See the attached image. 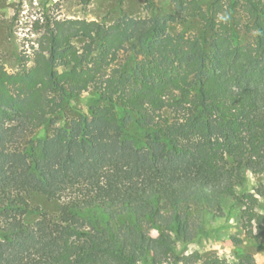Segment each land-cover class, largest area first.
I'll use <instances>...</instances> for the list:
<instances>
[{"label":"trees","instance_id":"trees-1","mask_svg":"<svg viewBox=\"0 0 264 264\" xmlns=\"http://www.w3.org/2000/svg\"><path fill=\"white\" fill-rule=\"evenodd\" d=\"M174 4L169 18L56 21L34 68L0 65V264H181L175 238L234 210L264 236V187L247 191L264 170V0ZM180 18L202 36L172 34ZM240 257L195 264H258Z\"/></svg>","mask_w":264,"mask_h":264},{"label":"rangeland","instance_id":"rangeland-1","mask_svg":"<svg viewBox=\"0 0 264 264\" xmlns=\"http://www.w3.org/2000/svg\"><path fill=\"white\" fill-rule=\"evenodd\" d=\"M156 4L155 12L148 11L144 0H0V65L10 73L23 67L34 68L37 64L35 50L39 48L42 34L49 24L53 25L56 21L74 19L113 23L124 16L140 18L161 15L169 18L176 14L174 0H159ZM170 32L201 37L203 27L198 20L180 18L170 24ZM236 39L244 43L248 36L240 31ZM69 62L72 64L74 59H69ZM58 69L61 71L64 66ZM88 96V93H84L75 106L87 110L85 100ZM117 99H120L118 95ZM261 187H264V170L250 171L247 191ZM260 202L264 206V197L260 198ZM32 203L43 209L56 208L55 203L39 195L33 197ZM235 212L207 221L206 228L210 230V235L195 239L185 247L175 238L177 250L183 257L181 264H195L196 256L206 260L211 254L219 255L225 263H238L242 253H250L258 264H264V236L258 239L247 237ZM36 217H31L30 221H35ZM152 235L157 237L159 233L153 231Z\"/></svg>","mask_w":264,"mask_h":264}]
</instances>
